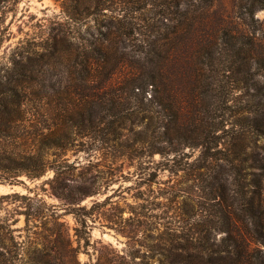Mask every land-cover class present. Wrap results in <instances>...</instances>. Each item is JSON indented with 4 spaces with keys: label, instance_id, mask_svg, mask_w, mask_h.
Segmentation results:
<instances>
[{
    "label": "rangeland",
    "instance_id": "1",
    "mask_svg": "<svg viewBox=\"0 0 264 264\" xmlns=\"http://www.w3.org/2000/svg\"><path fill=\"white\" fill-rule=\"evenodd\" d=\"M86 4L0 0V264H157L164 240L210 231L209 192L228 166L172 142L193 122L221 126L222 153L250 144L264 158V139L230 138L264 92V0H109L73 18ZM129 29L126 53L142 52L113 67L107 90L127 100L92 131L69 127L73 60L98 44L113 52ZM149 74L155 85L128 91ZM51 124L60 148L45 143Z\"/></svg>",
    "mask_w": 264,
    "mask_h": 264
},
{
    "label": "trees",
    "instance_id": "2",
    "mask_svg": "<svg viewBox=\"0 0 264 264\" xmlns=\"http://www.w3.org/2000/svg\"><path fill=\"white\" fill-rule=\"evenodd\" d=\"M86 1V7L82 11L71 10L73 18L79 17L90 8H93L91 12L93 14L97 13L100 8L103 10L109 7L107 6L109 0ZM249 15L252 17L251 11ZM127 31L117 35L119 37L118 43L116 42L118 48L116 47L113 52H110L108 46L98 44L89 52L83 49L82 53L73 60V63L79 67L80 92L77 94L79 104L68 108L65 112L64 120L69 127L76 126L83 132L92 131L97 122L111 112L114 105L127 100L126 97H122L123 94L115 97L107 94L113 67L125 66L130 59L132 61L136 53L142 52L140 49L133 50L132 48L126 53L129 45L120 38L122 35L128 37L130 29ZM118 53L119 56L116 58L115 55ZM152 60L147 59L146 62L152 64ZM99 77L101 80L95 86L93 81ZM153 77L149 74L143 80L129 83L131 86L128 91L131 92L135 88L141 91L150 85H155L152 82ZM262 78L264 79V76ZM257 97L255 109L252 111L253 117H244L237 122L238 130L230 135L233 140L242 141L249 137L251 142H254L264 139V92L258 93ZM50 126L48 133L44 135L45 143L48 148H60L61 129L57 128V124ZM190 126L191 129H181L189 134L180 133L172 142L190 148H199L201 152L199 158L203 160L213 157L215 154L213 152L218 151L222 154L220 159L228 167L217 177L221 184H213L209 192L210 199L214 201L216 215L203 222L208 225L210 231L202 236L191 233L164 240L165 244L158 253L161 259L157 264H264V250L261 248L264 246V206L262 202L264 158L263 162H259L247 155V148L250 144L239 145L237 148L232 145V149L227 148L224 153L217 150L220 143V136L216 135L221 127L219 124L193 122ZM168 141L170 142L169 139ZM235 161L239 163L237 166L233 165ZM43 169L44 165L40 159H36L29 174L32 177H38L43 173ZM253 170L259 173H251ZM248 177L250 180H247ZM79 193L82 197L88 195L80 190ZM65 197L59 196L58 199L67 201L68 198ZM69 204L74 205L76 202H69ZM84 224L82 223V226ZM214 232L223 233V235L217 239Z\"/></svg>",
    "mask_w": 264,
    "mask_h": 264
}]
</instances>
